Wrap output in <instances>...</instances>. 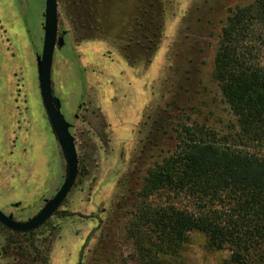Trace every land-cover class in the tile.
<instances>
[{
	"label": "rangeland",
	"instance_id": "rangeland-1",
	"mask_svg": "<svg viewBox=\"0 0 264 264\" xmlns=\"http://www.w3.org/2000/svg\"><path fill=\"white\" fill-rule=\"evenodd\" d=\"M255 1L57 0L51 89L74 138L78 175L32 235L0 226V264H140L131 213L147 172L180 151L185 128L264 158V147L239 144L214 79L231 11ZM44 7L45 0H0V211L17 223L33 219L67 174L38 83ZM232 198L182 191L150 202L199 216L230 211ZM165 253L149 256L155 264H229L228 251H208L197 233Z\"/></svg>",
	"mask_w": 264,
	"mask_h": 264
},
{
	"label": "trees",
	"instance_id": "trees-1",
	"mask_svg": "<svg viewBox=\"0 0 264 264\" xmlns=\"http://www.w3.org/2000/svg\"><path fill=\"white\" fill-rule=\"evenodd\" d=\"M214 79L235 119L239 144L264 147V0L231 11L219 39ZM194 130L183 129L180 151L147 172L127 229L135 240V259L155 264L149 254L173 253L197 233L208 251H228L229 264H264V158L228 140L196 138ZM182 191L213 201L229 193L233 207L195 216L150 202L155 195ZM152 240L159 251L150 248Z\"/></svg>",
	"mask_w": 264,
	"mask_h": 264
},
{
	"label": "water",
	"instance_id": "water-1",
	"mask_svg": "<svg viewBox=\"0 0 264 264\" xmlns=\"http://www.w3.org/2000/svg\"><path fill=\"white\" fill-rule=\"evenodd\" d=\"M57 33V0H45L43 46L41 54L37 56L38 83L44 110L66 162L67 174L56 195L30 221L17 223L0 211V226L12 233L28 234L41 228L61 207L78 175V158L74 138L60 113L51 89L52 60L57 45Z\"/></svg>",
	"mask_w": 264,
	"mask_h": 264
}]
</instances>
